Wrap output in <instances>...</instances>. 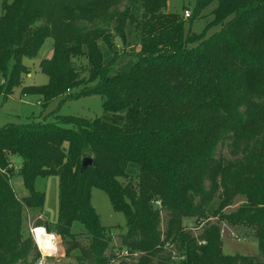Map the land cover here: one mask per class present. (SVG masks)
<instances>
[{
    "label": "trees",
    "instance_id": "16d2710c",
    "mask_svg": "<svg viewBox=\"0 0 264 264\" xmlns=\"http://www.w3.org/2000/svg\"><path fill=\"white\" fill-rule=\"evenodd\" d=\"M213 1L194 0L189 23ZM217 1L213 22L221 26L207 37L202 31L198 41L185 31L182 18L164 11L167 0H145L137 58L118 68H112L110 52L115 36L124 42L129 14L117 12L114 34L106 28L85 32L79 22L113 16L109 8L117 0L2 1L0 104L22 85L28 72L23 58L35 57L50 37L52 55L38 65L47 82L24 85L21 93L40 96L42 104L71 90L77 91L68 99L97 93L103 114L0 126V264H31L40 256L32 236L21 234L22 214L42 208L44 194L34 182L51 174L59 177L54 232L64 255L74 256L76 264H107L116 257L118 264H264L258 256L223 253L216 226H205L196 236L182 226L183 216L200 224L214 199L213 215L222 218L237 195L246 202L232 214L234 220L264 216V108L259 102L264 88L252 82L257 72L264 75V52L254 50L264 43V28L256 20L264 0ZM251 39L254 46L247 43ZM78 58L86 67L76 66ZM219 145L232 156L217 157ZM85 156L95 167L80 172ZM15 157L20 158L17 168ZM14 175L21 176L26 195L14 192ZM92 186L124 213L127 229L118 248L109 249L110 236L90 203ZM156 200L160 208L153 209L150 202ZM161 210L166 215L162 234ZM74 223L82 230L71 231ZM263 231L258 246L264 254ZM81 233L90 236L85 247L76 240ZM169 241L178 252L167 247ZM136 252L141 254L132 258Z\"/></svg>",
    "mask_w": 264,
    "mask_h": 264
},
{
    "label": "rangeland",
    "instance_id": "374dc122",
    "mask_svg": "<svg viewBox=\"0 0 264 264\" xmlns=\"http://www.w3.org/2000/svg\"><path fill=\"white\" fill-rule=\"evenodd\" d=\"M0 0V15H1V3ZM145 0H117L110 8L109 12L113 13V16L101 17V15H93L90 20L82 18L79 20L83 31L95 32L96 28H106L111 33L114 32L116 25L115 18L118 16L117 12L124 15L129 14L124 20V42L120 41L118 36L114 37L113 49L110 52L112 57V68H118L121 64L126 63L128 60H135L140 50V23L143 22V14ZM194 6V0H167L164 5V11L166 13H176L183 19V26L185 31H188L192 37H196L198 41L204 38L201 35L207 37L209 34L218 30L221 25L213 22L214 15L212 10L218 6V1L214 0L207 7L202 9L198 15L192 18V8ZM256 17L257 23L260 24L261 29L264 28V8L258 12ZM130 16V17H129ZM224 21H226L224 19ZM216 24L215 26H210ZM209 26V27H208ZM251 27H247V32L253 31ZM187 32V33H188ZM254 39L249 40L252 46ZM256 43V42H255ZM256 48L260 52H264V43H256ZM98 45L103 51L107 50V46L104 42L98 41ZM189 45H195L190 43ZM52 39L47 37L41 43L37 54L33 58H23V63L27 66L28 72L22 75L21 86H15L12 92L9 94L8 100L0 104V126L8 123L16 124H32L35 122L50 123L55 120V115L72 116L75 118L95 119L103 114L102 98L99 94L93 93L88 95H82L75 99H68L72 93L66 92L63 95L56 96L42 104L41 97L36 94L24 95L21 93V87L24 85H41L47 82V76L39 70V62L41 59L49 58L52 55ZM115 52V53H114ZM76 66L86 67V60L84 58L74 59ZM114 64V66H113ZM81 74H84V68L80 69ZM258 79L253 80V85L260 88H264V75L257 72ZM256 75V78H257ZM243 87V86H242ZM241 87V89H242ZM69 93V94H67ZM261 101L262 108H264V98ZM264 121V117H263ZM216 156H222L224 158H230L229 149L225 145H219L216 151ZM14 165L16 168L19 166L20 158L15 157ZM122 180V179H121ZM12 188L18 197L24 196L28 193L24 187L21 176L14 175L10 179ZM58 182L59 177L55 174L47 175L44 177H37L34 182V188L44 194L43 205L40 210H25L22 214L21 234L22 236L30 235L31 229L38 227L37 221L40 220L45 223V226H49V230H44L47 233L53 234L55 243L54 248L57 252L51 256H45L44 264H76L74 256L64 255V245L61 238L55 234L54 225L58 221L59 217V204H58ZM246 199L244 195H237L233 203L222 210L224 216L217 218L213 215V211L217 208L218 200L214 199L206 206L205 218L199 224L193 216H183L182 226L185 231H189L192 235L196 236L202 233L203 228L210 226H216L218 228L219 238L221 240V249L226 254H245L251 256H258L260 260L264 261V254L261 252V248L258 246V233L264 229V216L258 215L254 221L240 222L234 220L232 214L244 203ZM90 203L94 211L98 214L100 224L104 228L107 235L110 236L109 249L118 248L121 246L120 235L126 232V220L122 211L114 210L110 199L105 191L92 186L90 188ZM153 209L160 208V201L156 200L150 202ZM259 214V212H258ZM160 215V233L164 231L166 215L164 211H159ZM81 225L74 223L71 227V231H81ZM264 232V231H263ZM163 238V235H161ZM90 236L81 233L76 236V240L79 245L85 247L89 243ZM57 242V243H56ZM167 247L172 252H178L173 241L166 243ZM79 250H72V253L76 254ZM140 253H134L132 258L139 257ZM120 257L109 259L107 264H118ZM127 261L135 262L131 259H125ZM155 260V259H153ZM18 264V263H17ZM152 264H155L153 261Z\"/></svg>",
    "mask_w": 264,
    "mask_h": 264
},
{
    "label": "bare ground",
    "instance_id": "6f19581e",
    "mask_svg": "<svg viewBox=\"0 0 264 264\" xmlns=\"http://www.w3.org/2000/svg\"><path fill=\"white\" fill-rule=\"evenodd\" d=\"M33 234L35 236V239L37 240L39 247L43 252L47 253L50 248L54 249V237L52 234L47 233L43 227H34Z\"/></svg>",
    "mask_w": 264,
    "mask_h": 264
},
{
    "label": "built area",
    "instance_id": "2783aa9c",
    "mask_svg": "<svg viewBox=\"0 0 264 264\" xmlns=\"http://www.w3.org/2000/svg\"><path fill=\"white\" fill-rule=\"evenodd\" d=\"M31 231H32L31 232L32 239H33V241H34V243H35V245H36V247H37V249L39 251V254H40V256L31 264H44L45 256L54 255L57 252V250H56V248H54V249L50 248V250L47 253L43 252L41 250V248L39 247V245L37 243V240L35 239V236L33 234V228L31 229ZM124 254H125V252H124Z\"/></svg>",
    "mask_w": 264,
    "mask_h": 264
},
{
    "label": "water",
    "instance_id": "95a60500",
    "mask_svg": "<svg viewBox=\"0 0 264 264\" xmlns=\"http://www.w3.org/2000/svg\"><path fill=\"white\" fill-rule=\"evenodd\" d=\"M95 167V164L91 157L85 156L81 159L80 163V172H83L87 167Z\"/></svg>",
    "mask_w": 264,
    "mask_h": 264
}]
</instances>
